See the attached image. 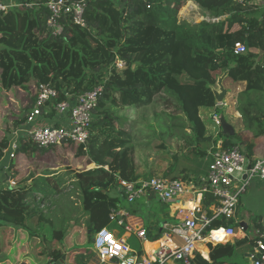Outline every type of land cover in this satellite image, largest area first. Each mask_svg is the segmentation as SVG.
<instances>
[{
	"label": "trees",
	"instance_id": "trees-1",
	"mask_svg": "<svg viewBox=\"0 0 264 264\" xmlns=\"http://www.w3.org/2000/svg\"><path fill=\"white\" fill-rule=\"evenodd\" d=\"M17 1L31 7L12 8L0 17V162L8 164L6 177L15 183L10 187L6 180L0 189V264H14L13 256L25 246L34 264L90 261L92 252L78 247L88 245L95 232L111 225L109 214L124 199L119 181L153 178L154 170L138 172L135 149L143 145L134 142L144 138L140 130L133 136L123 128V122L134 121L135 114L120 113L158 105L156 100L175 109L176 115L166 114V109L152 113L148 123L141 116L154 132L145 148L159 138V147L166 152L167 139L178 141L177 150L167 154L166 180L195 184L207 173L218 141L226 150L244 147L249 153L264 140V11L254 0H91L84 12L86 27L63 17L58 36L46 26L45 4L50 0ZM188 1L216 21H180L179 10ZM235 44L244 45L246 53L235 55ZM116 61L124 66L118 69ZM225 73L244 83L235 101L241 128L232 137L220 128L211 135L200 115L201 108L218 109L213 91ZM42 84L57 91L45 118L53 116V105L68 95L103 86L87 144L64 141L42 149L20 137L9 161L4 155L9 139L24 126ZM162 125L173 128L166 137L156 132ZM48 155L54 160L46 159ZM34 161L31 167L23 164ZM49 163L64 165L65 173L52 172ZM90 165L93 168L87 170ZM64 177L72 181L78 206L69 201L72 194L64 189ZM111 190H117L119 198L112 197ZM213 202L205 197L206 208ZM49 210H54L50 218L45 215ZM78 211L81 218H71ZM79 219H85L84 240L79 232L67 244ZM157 221L145 224L150 242L160 237ZM43 225L50 234L38 229ZM230 226H235L234 219L218 218L204 233ZM20 237L24 242L17 244ZM43 243L47 250L40 249ZM67 249H71L69 258L64 256ZM209 249V261L197 255L196 264H227L224 259L233 255L234 243L209 244Z\"/></svg>",
	"mask_w": 264,
	"mask_h": 264
},
{
	"label": "built area",
	"instance_id": "built-area-1",
	"mask_svg": "<svg viewBox=\"0 0 264 264\" xmlns=\"http://www.w3.org/2000/svg\"><path fill=\"white\" fill-rule=\"evenodd\" d=\"M89 1L91 0L48 1L45 4L49 12L46 26L52 35L61 34L63 28L60 20L63 17L69 16L73 24L85 28L84 12ZM253 3L264 11V0H254ZM30 7L31 4L23 5L17 0H0V17H4L12 8ZM246 51L244 45L235 44L233 53L243 55ZM114 66L121 69L124 63L116 61ZM102 93L103 86L99 85L75 97L68 95V99L53 105L54 116L66 120L67 125L46 126L39 121L45 118L44 115L50 109L48 103H53L57 91L49 85H39L35 103L26 116L25 124L10 137L4 155L8 156L9 161L13 159L20 137L31 140L42 149L61 146L64 141L86 145L91 124L95 120L93 111ZM218 106L225 107L226 104L223 101L216 104V107ZM210 117L211 129L216 132L220 128V117L215 113ZM27 126L30 128L26 129ZM210 156L211 163L207 173L198 177L195 184L160 177L132 182L120 180L123 201L128 207L148 195H154L166 207L177 205L174 214L176 222L173 224L164 222L160 228V237L155 242L148 241L144 228L135 229L134 234L143 247L142 253L135 251L124 238H119L110 229L101 228L92 236L90 251L95 261L90 260L83 264H192L200 244L222 243L213 238L215 233L222 232L225 239L235 237L236 233L231 226L210 230L208 234L204 232L210 227L211 222L218 218L225 220L234 218L239 199L245 194L249 180L256 177L264 179V160L250 161L240 147L226 150L222 141L217 142L215 151L211 152ZM7 169L8 166L5 170ZM6 184L10 187L15 186L9 177ZM207 196L214 202L205 209ZM189 203L192 207L186 208L185 205ZM127 215L125 210L116 207L111 210L109 220L117 227L130 231L129 229L133 228L126 227L124 221ZM158 242L160 243L158 249L150 253L146 250V244ZM252 243L253 249L250 254L252 263L264 264V222L255 229ZM113 260H116V263H112Z\"/></svg>",
	"mask_w": 264,
	"mask_h": 264
},
{
	"label": "rangeland",
	"instance_id": "rangeland-1",
	"mask_svg": "<svg viewBox=\"0 0 264 264\" xmlns=\"http://www.w3.org/2000/svg\"><path fill=\"white\" fill-rule=\"evenodd\" d=\"M116 7L119 9L121 8L118 5H116ZM186 7H187V2L179 10L178 19L180 21L184 20V21H187L189 23L190 22L191 23L192 22L193 23H199L202 21H207V22L216 21V19H212L211 16L209 15V13L204 11L203 9H201L196 3H193V6L190 7L186 12L183 13L182 11ZM225 74L227 76H225L223 86H224V90L227 91V94L224 98L227 105L225 107H219L218 106L217 107L218 109L214 108L213 110H210L209 108H201L203 111H205V113L204 114L200 113V115L202 117L204 124L207 126L208 132L211 135L217 134V131H218L217 130L215 133H213V131L211 130L212 121H211L210 116L212 115L213 112L215 114H217L219 117L223 116L228 123H230L234 126V128H235L234 130L238 129L237 127H238V125H240L238 119L235 116H233V109H234V102L233 101H235V96H237V86H238V93H240V91H242L244 88V83L236 81L230 74H227V73H225ZM216 90H218V88ZM158 98H160V97H157L156 99H158ZM17 101L19 102L18 99H17ZM156 102L159 104L157 105L156 103H154L153 106H150L148 108L139 109L135 113H130L129 111H125L123 113H120V114H122V116H124V115L129 116L130 114H135V117H133L134 121L128 120V122H126V121L123 122L124 123L123 128H124V130L130 131V133H132L133 136L136 134V132H138V129L140 130V134L144 138L138 142H134L136 144L143 145V146L137 147L135 149V159H136L138 172L141 174V173H144L146 171H152L153 172V170H154L152 177H159L158 175L162 172V169H164L167 166V161L169 159V155H167V154H169V152H175L178 148V141L176 139L170 140V138L166 140V142H167L166 145H168L170 148L166 152H164L165 151L164 149L159 147V145L161 144V139H159V138L152 139V141H150V143H149L148 148L144 147L147 144L146 140L150 139V137H148V136H150L151 134H154V132L152 129L147 128V126H145L144 122H142V120H141V116L146 117L147 119L145 120V123H148V121L150 120L149 117L152 115V113H154V112L160 113L166 109L165 107H162L163 102H161L159 100H156ZM214 110H217V113ZM200 112H201V110H200ZM166 114L176 115L177 112H175V109L169 108V109H166ZM2 117L3 116L1 114V119H2ZM44 119H46V118H44ZM164 119H166V117H164ZM141 123L144 124V127H142V128H141V126H142ZM139 124H141V125H139ZM133 125H136V127L135 126L133 127ZM165 127H166L165 125H162V127L158 128L156 130V132L162 131V133H164L165 137L168 136V132L170 130H173V128L169 127V130H168ZM135 137H137V135ZM135 137H133V138H135ZM138 138L139 137H137L136 139H138ZM51 155L46 156V159H47V157H51V160H54V158ZM2 162H5V161L0 162V172L2 171L3 166L6 167V163L2 164ZM35 162L36 161H34L33 163L31 162L30 164L24 162L23 164H24V166L27 165V166L31 167ZM48 166H49V169L52 172H55L56 174H61L62 172L65 173L64 165L49 163ZM92 168H93V165L88 166L87 170L92 169ZM2 179L3 178L0 175V182ZM63 180L65 181L64 189L66 190V193L69 192V194H72V198L69 201L76 203L78 206L79 203H78L77 198H79V197L76 196L77 194L74 192V189L72 187V181L69 180V177H64ZM112 191H114V190H111V192ZM151 196H152V198L150 199V202H149L150 210L147 212L146 211H140L138 213V215L142 220L145 221V224L147 221H150V220L151 221H157L158 220L157 222L159 223V225H162L165 222L164 216H163V210H164V208H166V206L161 204L154 195H151ZM57 200L58 199L54 200L53 203L56 202ZM50 204H48V206H50ZM134 205H131L130 207H132ZM53 212H54V210L46 211L45 215L46 214L49 215V218H50L53 215L52 214ZM73 214L70 215L71 218H73V219L81 218V216H80L81 211L80 212L78 211V213H76L74 215ZM80 220H81L80 223L83 224L81 226L82 230L80 233H82L81 238H82V240H84V229H83L84 227L83 226H84L85 219H79V221ZM39 227H38V229H40V230L42 229L41 231L43 232V234H45L46 232H47V234L48 233L50 234L51 230L48 229L47 225H45V226L43 225V226H39ZM159 228H161V226H159ZM108 229H110L111 231H118L119 236L120 235L123 236V238H125L126 241L129 243V239H127V237L125 235L126 234L125 228L117 227L115 224L111 223V225H109ZM69 233H71V230L69 231ZM9 240H10V237H9ZM66 240L68 242L67 244H69V241L71 240V238L67 237ZM23 242L24 241H21V237H20V239H18V241H17V244H20ZM131 243L133 244L134 242H131ZM134 245H136V242L134 243ZM8 248L6 249V253L10 252L9 249H11V248H9V249ZM79 248L83 249V250L84 249L90 250L92 248V241L88 245H83V246L78 247V249ZM40 249L47 250L48 249L47 244L46 243L41 244ZM16 251L17 250H14V252H16ZM135 251L142 253L143 252L142 251V245H137L135 247ZM27 252H28V250H27L26 246L24 248L21 247L18 250L19 256L18 255L13 256V258H14L13 263L14 264H25V263L26 264H32L31 260L27 258L28 257ZM25 260H26V262H24Z\"/></svg>",
	"mask_w": 264,
	"mask_h": 264
},
{
	"label": "crops",
	"instance_id": "crops-1",
	"mask_svg": "<svg viewBox=\"0 0 264 264\" xmlns=\"http://www.w3.org/2000/svg\"><path fill=\"white\" fill-rule=\"evenodd\" d=\"M188 3L193 4L194 2L188 1L187 4ZM224 79L222 81V86H223ZM217 88L218 87L216 86V88L214 90H216ZM223 88H224V86H223ZM226 94H227V91H226ZM237 95H238V86H237ZM236 97L237 96H235V101H236ZM235 101H233L234 102L233 116H235L240 123V116L235 110ZM224 103L227 105V103L225 102V99H224ZM209 109L213 110L212 108H209ZM200 110H201L200 113H203V114L205 113V111H203L202 109H200ZM212 114H214V112ZM225 121H226V119H225ZM39 122H40V124H43L46 126L62 125V124L67 125L66 120L62 119L61 117L54 116V114L50 118L40 120ZM228 124H230V123H228ZM230 125L234 128V126L232 124H230ZM29 128H30V126L26 127V129H29ZM237 128L238 129H236L235 132H237V130H239L241 128V123H240V125H238ZM211 130L213 131V129H211ZM213 133H215V131H213ZM240 149L242 151H244L246 154H249V160L250 161L264 160V140L256 143L253 150L249 153L245 150L244 147H242ZM7 165L8 164H6V167H7ZM6 167L3 166L2 171L0 172V175L3 178L0 182V189L4 187V185H5L4 182H6V180H7V177H6L7 171L5 170ZM165 170H166V167L164 169H162V172L159 175L157 174L162 179H164L163 178V172ZM201 176H203V175H201ZM139 180H141V179H139ZM187 184H194V183H187ZM110 195L112 197L119 198L117 190L112 191L110 193ZM151 198H152V196L148 195L145 198H142L141 200H139L132 207H128L121 198L119 204L117 205V208H121V209L125 210V212L128 213V215L124 218L126 227L130 226L131 228H133V230L129 229L130 231L124 230L126 233L125 235H126L127 239H129L130 244L126 241L125 238L124 239L130 245L131 248L135 249V247L137 245H142L141 242L136 238V236L134 234V230L139 229L140 227L145 229V221L139 217L138 213L140 211H146L147 212L150 210L149 202H150ZM210 205L208 207H210ZM176 207H177V205L176 206L172 205V206H167L166 208H164L163 216H164L165 222H169L171 224L176 222V218L174 216L175 211H176ZM208 207L206 208L205 204H204L205 209H208ZM233 219L235 221V226L233 228L237 227L238 224L242 223L246 227V230L239 229L238 232L236 233V236L229 238V239H225L222 232L219 231L218 233H215L213 235V238L215 240H217V242H222L220 244H225L228 241H230L231 243H234L233 255L230 258L224 259V261L227 264H253L252 260L250 259V254L252 253V249H253L252 241L254 239V231L259 225H261V223L264 222V179L256 177V178L249 180L248 187L246 188L245 194L242 195L241 198L239 199V203L237 205L236 213H235V216ZM80 222H81V220L79 221L78 225L75 226V228L71 229V232H73V233L71 234V236H69L70 238L74 237L72 235H76L77 233L81 232L82 224ZM113 232L119 238H123V236H121V235L119 236L118 231H113ZM159 234H160V229H159ZM130 241L134 242V243L136 242V245H134V243L132 244ZM236 241H238V243H236ZM156 247H157V245L155 243L150 244V245L149 244L145 245V248L149 253L156 250ZM142 249H143V247H142ZM70 250L71 249H67V251L64 255L66 258L70 257ZM209 253H210L209 244H206V245L200 244L197 247V253H196L195 257H197V255H200V257L202 256L201 257L202 259H204L205 261H209ZM90 260L95 261L93 254H92V257H90ZM24 262H26V260ZM32 264H33V262H32ZM192 264H196V262L193 261Z\"/></svg>",
	"mask_w": 264,
	"mask_h": 264
},
{
	"label": "water",
	"instance_id": "water-1",
	"mask_svg": "<svg viewBox=\"0 0 264 264\" xmlns=\"http://www.w3.org/2000/svg\"><path fill=\"white\" fill-rule=\"evenodd\" d=\"M225 76L226 74H224L222 77L218 79L217 81L218 90L213 91L216 104L222 103L226 96V90H224L222 86V81L225 78ZM220 130L223 135H229L232 137L235 134L234 128L230 124H228L223 117H220ZM247 169H249V166ZM243 178L245 179L246 177L244 176ZM239 229L246 230V227L244 226V224L240 223L237 225V227L234 228V232L237 233ZM112 263H116V260H113Z\"/></svg>",
	"mask_w": 264,
	"mask_h": 264
},
{
	"label": "bare ground",
	"instance_id": "bare-ground-1",
	"mask_svg": "<svg viewBox=\"0 0 264 264\" xmlns=\"http://www.w3.org/2000/svg\"><path fill=\"white\" fill-rule=\"evenodd\" d=\"M193 6V4H191V3H188L187 4V7L182 11L183 13L184 12H186L190 7H192ZM183 9V8H182ZM186 206V208H191L192 207V204H186L185 205ZM156 245H157V247H156V249H158L159 247H160V243L158 242V243H155Z\"/></svg>",
	"mask_w": 264,
	"mask_h": 264
}]
</instances>
